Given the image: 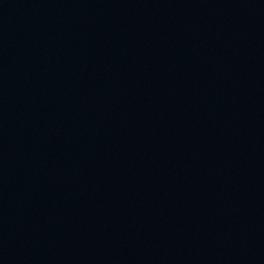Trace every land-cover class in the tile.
Here are the masks:
<instances>
[{
	"label": "water",
	"instance_id": "95a60500",
	"mask_svg": "<svg viewBox=\"0 0 264 264\" xmlns=\"http://www.w3.org/2000/svg\"><path fill=\"white\" fill-rule=\"evenodd\" d=\"M0 264H264V0H0Z\"/></svg>",
	"mask_w": 264,
	"mask_h": 264
}]
</instances>
